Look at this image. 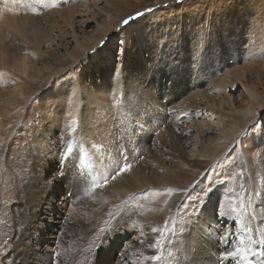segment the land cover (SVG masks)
I'll list each match as a JSON object with an SVG mask.
<instances>
[{"label": "rangeland", "instance_id": "374dc122", "mask_svg": "<svg viewBox=\"0 0 264 264\" xmlns=\"http://www.w3.org/2000/svg\"><path fill=\"white\" fill-rule=\"evenodd\" d=\"M137 12L144 15L136 17ZM130 16L133 18L125 24ZM103 26L110 28L109 31L103 33ZM21 58L26 60L24 64H20ZM24 65L27 75L21 73ZM137 77L143 80L145 87L153 88L162 101L175 105V110L168 111L169 123H174L170 136L178 139L173 149L182 148L186 156H191L210 148V159L207 158L195 189L186 186V180L167 173L165 166L176 156L169 154L174 153L173 149L157 142V136H164L162 129L140 137L132 136V146L127 149L134 151L138 147L133 163L125 155L124 144L118 143L119 131L113 132V139L105 123L91 118L94 101L106 112H111L110 106L119 104L127 128L132 127L140 114L138 94L131 89L130 81ZM222 84L227 85L225 89ZM57 87L66 88L68 98L55 107L52 92ZM24 88L26 93H23ZM247 88L254 92L253 96ZM263 95L264 0H0V138L1 132H5L0 143L3 144L0 170L2 164L12 169L15 160L9 158H20L21 154L15 155V149L23 145L22 155L28 160L26 171L29 174L23 171L26 178L31 177V169L36 166L43 173L50 161L38 155L37 146L30 143L28 133L49 130L62 140L63 156L71 144L73 151L66 155L69 159L81 155L89 158L93 164L89 182H100V177L110 183L120 177L129 180L130 168L123 174L120 169L132 163L140 170L138 175L155 180L151 186L139 189L141 196L135 193L127 200L104 203L94 194L81 193L84 203L79 204L70 197L71 184H76L71 169L61 170L56 164L44 173L47 183L56 174V183L52 178L50 190L55 197L41 211L43 220H35V226L47 220L49 226L58 231L62 219L71 214V209L76 210L97 220L96 235L105 236L106 250L112 256H119L121 250L112 245L113 234L108 228H112L114 213L117 214L120 206L122 210H135L131 202L139 204L148 197L154 201L160 193L170 197L173 185H181L183 196L172 214L160 205L153 211L145 209L138 216L147 226L146 238L161 236L164 232L162 244L153 246L154 254L161 259L152 260L150 264H188L191 252L195 253L198 264L212 263L215 256L220 264L217 237L224 232L232 236L226 248L232 249L242 239L251 242L246 246L248 260L252 264H264ZM202 97L213 107L220 105L222 112L216 114L205 108L206 102L199 100ZM183 105L188 115L174 117ZM190 105L197 106L198 111L192 113ZM230 112L237 113L241 119L232 118ZM230 119L236 126L235 133L231 130L232 136L226 137L224 133L230 127ZM117 148L121 152L115 158L113 152ZM238 152L240 155L236 158ZM79 184L83 185V180ZM9 189L0 191V209L5 216L12 209H18L20 222L21 210L27 206V194L24 189L12 201H5L10 196ZM181 205H188L194 211H203L206 207L211 211L206 224V229L212 230L209 241L214 244L210 254L206 253L209 241L205 237L193 236L187 242V235L182 231L172 238L174 230L180 231L176 223L185 228L186 220L178 211ZM187 210L189 208L185 212ZM15 223L0 226L12 241L15 240L12 232ZM126 223L123 221L116 231L127 232L125 239L128 240L134 231L122 227ZM84 224L79 226L84 227ZM153 228L161 231L153 232ZM78 232L76 227H69L72 243ZM37 237L31 240L34 242ZM94 249L98 250V246ZM12 254L13 249L9 254L4 253L0 257L2 264H7ZM129 255L133 260L137 258V262L127 264H143L142 249L139 256ZM103 262L111 261L103 259ZM235 264H247V261L236 260Z\"/></svg>", "mask_w": 264, "mask_h": 264}, {"label": "bare ground", "instance_id": "6f19581e", "mask_svg": "<svg viewBox=\"0 0 264 264\" xmlns=\"http://www.w3.org/2000/svg\"><path fill=\"white\" fill-rule=\"evenodd\" d=\"M105 27L103 26V28H101L103 33H106L110 29ZM72 37L76 39V36L74 34ZM70 56L73 57V54H70ZM22 59L23 58H21V60ZM24 61L26 60H22L20 64L21 63L24 64ZM26 72L27 71L25 70V65H24L21 73L23 75H27ZM173 74L174 73H172V75ZM38 78L40 79V77ZM130 81L132 82L131 89L138 94L139 110H140L139 117L137 120L134 119V125L132 127L127 128L125 117L122 113L119 104H117L118 106L116 105L117 107L110 106L109 111L111 112H106L105 109L101 111V108L97 106L98 102L94 101L93 107L91 109V114H92L91 118L96 121L105 123L108 126L109 131L111 133V137L113 139L115 138V136L112 135L113 132L119 131L118 136H116L118 139V143H120L121 145L124 144V146L126 147L125 155L129 156L131 162H133L134 156L137 154L138 147L134 151L127 149L128 146H132L131 145L133 142L132 136L140 137L142 134L144 133L147 134L149 131L150 133H152L156 129H162L164 136L161 137L157 136L158 138L156 140L161 146L167 148L169 147V150L175 148L173 146H176L178 139L175 136L174 137L170 136L172 133L171 131L173 130L172 127L174 126V123H169L168 120L169 119L168 111L170 109L175 110V105H169L168 100L162 101L158 96H156L153 88H148L143 85V80H141V78L139 77L133 78ZM226 86H227L226 84H222V87L224 89L226 88ZM247 92L252 96L254 95V92L249 91L248 88H247ZM23 93H26V88H24ZM52 94L54 95L55 98L54 100L55 107L59 106L61 101L67 100L68 98L67 90L66 88L63 87L55 88ZM29 95L30 94H27V96ZM199 100L200 102L201 101L206 102L204 107L209 108L212 112L216 114H220L222 112L220 105L213 107L212 103L210 104L208 103L206 97H202ZM18 101H19V97H18ZM70 102L71 101L69 99V103ZM13 105L15 104H12V106ZM185 106L186 105H183L179 109V111L176 112L177 116L174 117H179L180 115L186 113L184 110ZM189 108L190 110H192V113L198 111L197 106L190 105ZM228 114L232 118L236 117V120L241 119V116L240 115L236 116L237 113L235 112H230ZM44 117L47 118L46 115H44ZM5 121L6 119L3 120V123ZM235 128L236 126L233 125V122L230 119V127H229L230 131L229 129H227L226 132L224 133V136L226 137L232 136L231 130H233V134H234ZM28 134L29 136L31 134L30 137L32 141H30V143L33 142L34 144H36L35 146H37L36 149L38 155H40L45 159L48 158L50 164L44 169L43 173H41L38 170V166L32 168L31 169L32 172H30L31 177L26 178V176L29 174V172H27L28 170L26 171V163H28V160L24 159L22 155V151L24 148L23 145H18L19 148L15 149L16 151L15 155L21 154L20 158H14L13 156L9 158L15 160L12 169L5 168V164H2L0 170V191H6V188H10L8 190L10 196H7V199L4 198L3 199L5 201H9V199L12 201L15 195H18V193L19 194L22 193L25 189L27 194L26 196L27 206L23 207L21 210L20 222L17 219L18 209L16 210L12 209L11 212L7 213V216L3 215L2 210L0 209L1 210L0 226L3 223L10 224L16 221L14 227L12 228L13 238L15 239L14 240L15 242L12 241L10 238H8L7 235H5L4 231L0 230V257H2L3 254L6 252L9 254V252L13 249V254L9 257V261L7 264H103L104 263L103 259H107L111 261L110 262L111 264H127V263L137 262L136 260L137 258L133 260V258L130 257L129 253H133L136 257L139 256V251L142 249L143 253H145V257L143 258V264H150L152 261L151 257L158 255V254H154L155 249L153 246L156 245L157 240L160 241V245H161L162 236L164 238L165 236H164V232L162 231L160 233L161 236L160 235H158L157 237L152 236L151 239L146 238L148 236L147 234L148 230L146 228L147 226L144 225V223L142 222L141 219L138 218V216H140L145 209H147V211L150 210L153 211L160 205H163L165 208H168L170 210V213L172 214V212H174L175 205L178 204L177 203L178 200L180 199L181 196H183L181 192V187L183 186L180 185L181 186L180 187L179 185L176 184H175L176 186L173 185L174 189L170 197L169 196L167 197L166 195L161 196L160 193L159 197L157 198L158 200L156 199L157 201L156 200L153 201L149 197L144 198L141 202L142 204L139 203L141 204V206L138 203L131 202L136 206L135 210H132V208L130 211L122 210L123 206H120L121 209L118 210L117 214L115 215L114 213L113 216L114 222L112 228L111 227L108 228L109 232L113 234L112 245L116 246L118 250H121L119 256H112L111 253H109L106 250V245L104 243L105 236L96 235L97 230L99 228V223L97 222V220L87 217L83 214H79L76 210L71 209V214L70 215L68 214L66 217L62 219V223L58 231L54 227L49 226V222L47 220L41 221L38 224V226H35L34 224L35 220L39 218L41 219L43 218L41 211L47 208L52 203L55 197V193L50 192V190L52 188V178L55 177L54 182L56 183V179H57L56 174H53L54 176L52 175V178H50L51 180H49L50 182L47 183L43 177L44 173L49 171V169L56 164H58V167H61V170L71 169L72 177L76 176L73 178L76 184H71L72 187L69 189L71 196L70 195L69 196L74 197L79 204L84 203V201H82L81 198V193H84L86 196H90L94 194L95 196L102 198V201L104 203L117 199L127 200L130 199L129 198L130 195L132 196L135 193L141 196L140 195L141 193L140 194L138 193L139 189L142 188L143 186L145 188L149 185L151 186V184L155 183V180H149L144 176L138 175L140 170L136 168V165L133 164L134 163L133 162L130 167L131 175L129 180H127L124 177H120L110 183V182L102 181V177L99 176L100 182L97 180H93L92 182H89L88 179L91 177V172H92L90 167H92L93 170V166H92L93 164L86 155H81L77 159H73V158L69 159L66 155L63 156L64 148L62 145V140L60 138H57L49 130H40V131L37 130L34 133L31 132ZM3 136H5V132H1L0 143L2 142ZM1 147H3V144H0V148ZM173 150L174 153H169V154L170 156H176V157L169 161V165L165 166L167 173L170 176L174 175L176 178H179L181 181L186 180V186L189 185L191 188L195 189L199 184L197 178L199 177V175H201L200 172L205 168L204 165L207 163V158L210 159L209 158L211 156L210 148L203 150L201 153H199V155L194 154L191 156H186L182 148H178L177 150L173 149ZM120 152L121 150L117 148L113 152V156L115 158L119 157ZM239 152L237 153L236 158L239 157L240 155ZM220 153H222V151H220ZM109 155H107V160H109L108 157ZM217 155H215L213 158H216ZM162 166H164L163 163ZM23 171L26 172L27 175H25ZM16 176L18 177L17 180H15ZM73 180L69 179V181H73ZM81 180H83L84 183L83 185L79 184ZM163 184H165L164 181ZM212 191L216 192V190H212ZM63 198L64 199L67 198L66 195H63ZM166 199L168 200L167 204L165 203ZM87 200L91 202L93 199H87ZM92 202H96V200ZM187 208H189V210L185 212ZM206 209H208V207H206ZM206 209H204L203 211L200 210L194 211L192 207L188 205H181L178 211L180 212V216L184 217V220H186L184 224L185 228L183 230L181 226H179L178 223H176L177 228H179L180 231L174 230V233L172 234V238L174 234L184 231L185 234L187 235V237L185 238V241L187 242L188 240L193 238V236L197 238L199 236L205 237L209 241V235H211L210 233H212V230L206 229L207 227L206 224L208 223V219H209L207 214L210 213L211 211H208ZM163 212H167V209H163ZM125 220L127 221V223L124 224L122 227L130 230L133 229L134 231L132 232V234L129 235L128 240L125 239L127 232L116 231L117 229L120 228L121 223ZM84 222H85L84 227L79 226ZM69 227H76L79 230L78 236L73 243L70 241ZM36 235H38V237L33 242L31 238H34ZM225 237H227V241L225 240ZM217 238L220 241L219 244V248H220L219 252H221L220 264H231L230 262L231 258L234 259L232 260V263L234 262V264L236 260H238L240 263H243V261L245 260L243 259V257L245 255L248 256L249 254V249L246 248L247 243H251V242L248 241L246 242V240L242 239L240 244H235L233 248L231 247L232 249H230V248H226L227 243L229 241L231 242L232 240V236L230 235V232L228 233L224 232L218 234ZM170 242H172V239ZM139 243H141L140 247L136 246ZM95 246H98V250L94 249ZM194 246L196 249L197 247L196 244H194ZM213 246L214 244L209 241V245L206 248V253L210 254L211 253L210 251L212 250ZM124 250L128 252V255L125 253ZM226 252H234L238 254L225 260L223 259V257L225 256ZM194 254L195 253L193 252L188 254V261H189L188 264H198L197 262L198 259ZM102 256L104 258H102ZM213 258L214 260L212 263L205 261V264H217L218 257L216 258L215 256ZM0 264H2L1 261Z\"/></svg>", "mask_w": 264, "mask_h": 264}, {"label": "snow or ice", "instance_id": "6c2138e0", "mask_svg": "<svg viewBox=\"0 0 264 264\" xmlns=\"http://www.w3.org/2000/svg\"><path fill=\"white\" fill-rule=\"evenodd\" d=\"M148 11H153V9H148ZM142 15H144V13H140V12H137V13H136V17H140V16H142ZM131 18H133V17L130 16L129 19H126V20L124 21V23L127 24ZM72 151H73V149H72V145L69 144L68 147H67L66 155H70V154L72 153ZM62 159H63V158H62ZM130 167H131L130 165H127V164L124 165V167L120 169V174H123V173L127 172V171L129 170ZM60 174H62V173H58V175H60ZM53 179H55V177H54ZM100 186H102V185H100ZM106 230H107V229H104V231H106ZM152 231H153V232H160L161 230H160V229L153 228ZM225 240L227 241V237H225ZM156 245H157V246L160 245V241H159V240L156 241ZM160 251L162 252V248L160 249ZM237 254H238V253H234V252H226V254H225V256L223 257V259L227 260V259H229L230 257H233V256H235V255H237ZM151 259H152V260H157V261H158V260L161 259V256H160V255H155V256H152ZM243 259H245V260L247 261V264H252V261H251V260H248V258H247L246 255L243 257Z\"/></svg>", "mask_w": 264, "mask_h": 264}]
</instances>
